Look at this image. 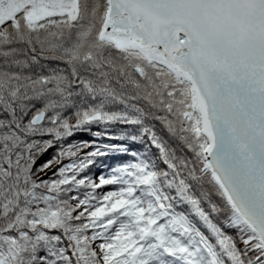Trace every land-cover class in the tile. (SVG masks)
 Wrapping results in <instances>:
<instances>
[{
  "label": "snow or ice",
  "instance_id": "1",
  "mask_svg": "<svg viewBox=\"0 0 264 264\" xmlns=\"http://www.w3.org/2000/svg\"><path fill=\"white\" fill-rule=\"evenodd\" d=\"M117 122L139 128L127 139L147 135L168 170L146 147L98 183L83 175L129 148L61 142ZM54 166L59 178L37 175ZM107 185L118 187L98 195ZM166 256L264 264V0H0V264Z\"/></svg>",
  "mask_w": 264,
  "mask_h": 264
},
{
  "label": "trees",
  "instance_id": "2",
  "mask_svg": "<svg viewBox=\"0 0 264 264\" xmlns=\"http://www.w3.org/2000/svg\"><path fill=\"white\" fill-rule=\"evenodd\" d=\"M159 115H163V113H158ZM74 123V121H73ZM90 130L79 131L75 133L71 138L62 141L61 143L64 146H67L69 143H79L81 141L88 142L90 144H97V145H105V144H116V145H124L129 148V152L127 153H118V152H109L106 156H99L94 159V164L90 165L88 169L85 170L83 175H89L95 179L98 183L100 175H107L111 168L115 167L117 164L123 163H135L137 162V158L131 155L132 151L137 152H144L147 147V156L146 158L150 159V162H154L159 170H168L166 166L162 163L161 159L159 158L158 149L150 144L149 137L147 135L143 136L142 140L139 141H132L127 139V134H137L139 135V128L137 126L131 125H124L121 123H111L107 125V133L102 135L101 137H94L92 135L93 132H101L105 133V125L104 124H92L87 126ZM157 135L161 138L162 142L168 147L170 150H175V154L177 156L182 155L180 151V147L182 142L176 138H173L169 135V133L165 130V127L160 122L155 123V128ZM125 136L124 139H109L108 136ZM50 136H45L44 139H50ZM60 144H57L53 148H49L47 152L42 155H39L36 159V163L34 165L35 169L39 168L42 164H44L47 160L51 159L53 155L58 151ZM95 149L92 147L83 148L81 149L80 155L83 156L84 154L94 151ZM101 151H107V149L101 148ZM188 156L191 158L192 153L190 150L187 151ZM63 164L72 163V158L65 157L63 159ZM57 170L56 167L52 170H48L45 173H37L42 179H57L58 176H53V171ZM171 178V177H170ZM118 185H107L103 186L101 189H97V194L102 195L104 192L115 190ZM90 189H87L83 186L77 191L74 190L69 195L80 196L83 198V194ZM172 195H175L174 190H169ZM66 198V197H65ZM40 207H44L41 203ZM35 208V205H33ZM178 210H183V206H178ZM162 222V221H161ZM200 226V225H198ZM205 231V229H201ZM15 234V233H13ZM31 234V233H30ZM50 234H57L56 230H50ZM207 234V232H206ZM99 243V241L97 242ZM165 259H169L173 261V264H183V261L176 260L175 258L166 256ZM156 264V262H153Z\"/></svg>",
  "mask_w": 264,
  "mask_h": 264
}]
</instances>
